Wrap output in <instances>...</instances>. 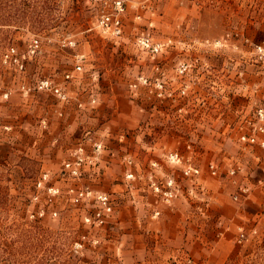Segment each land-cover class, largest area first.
Listing matches in <instances>:
<instances>
[{"label":"rangeland","instance_id":"374dc122","mask_svg":"<svg viewBox=\"0 0 264 264\" xmlns=\"http://www.w3.org/2000/svg\"><path fill=\"white\" fill-rule=\"evenodd\" d=\"M114 1L0 0V264H264V0H122L119 34L100 24ZM105 68L116 69L110 79ZM112 88L123 108L141 107L122 140L159 131L187 150L192 136L212 135L218 155L242 159L250 146L255 161L243 174L237 159L209 161L202 175L167 146L145 174L122 151L110 183L100 162L115 144ZM37 96L56 131L71 104L102 116L68 133L82 138L67 153L45 152ZM178 198L189 214L163 215Z\"/></svg>","mask_w":264,"mask_h":264},{"label":"crops","instance_id":"0c3cea01","mask_svg":"<svg viewBox=\"0 0 264 264\" xmlns=\"http://www.w3.org/2000/svg\"><path fill=\"white\" fill-rule=\"evenodd\" d=\"M145 36L149 37L153 42L160 43L159 41L153 40L152 37L148 34H145ZM101 70H97L96 68L93 71L97 72ZM115 70L116 69H113V68H109V69L105 68V70L102 71L103 78L109 77L110 79L112 76H114ZM105 88L106 86L103 85V90ZM92 89L94 90V93H96L97 95L98 93L100 94L102 92V90H99V86L98 88L94 87V88H91V90ZM117 90H118L117 88H112L109 90L110 93L114 94L113 104L116 107L112 109L113 113H111V116L108 119V123H107L110 125V127L115 128L116 135L115 134L113 135V137L115 138L114 139L115 144L111 147L109 151L110 154L104 157L105 158L104 161L100 162V167L105 169V172H104V174L106 175L105 179H107L110 183H114V179L116 178V176H113V175L122 174L120 165L118 164V160H117L119 159V156L122 153V151H126L129 155L133 157V159L135 158L134 168L141 169L142 173H145V174L150 173V170H151L148 163L152 160L160 159L162 156V153L165 151L167 146H169L170 149H173V148L181 149V151L184 153L185 156L190 157L192 159V164L200 169V171L202 172V175L207 170L206 168H207V164L209 161L216 160V162H218L222 168L227 169L228 167H232L228 165L230 164V161L232 159H235V160L237 159L235 158L234 155H232V153H231L232 157H229L230 155L228 156L225 152H222V153L220 152V155H218V153L214 151L217 149L213 147V136L212 135H202V136L196 135L195 137L192 136L191 140L193 139L197 143H194L193 147L187 150H185L186 140L184 139L182 140V138L179 135H176V134L167 135L164 133L160 134L159 131L157 132V135L155 136L154 139H152L151 142L149 141L148 137L144 136V133L142 134L138 132L122 140L121 139L122 136L118 132L119 131L118 129L123 128L126 125L127 128H131L132 130L137 125H139V111L138 110H141V107L139 106L137 102H133L131 105L126 104L125 108H123L122 107L123 103L120 104L117 100ZM70 92H73V96L76 95L77 97L80 94L78 91V88H73L72 90H70ZM41 97L42 96H40V98ZM38 100L39 99L37 96L35 104H34L36 111L35 113H33V117L36 120L39 117H46L47 119L49 118V122H50V130H49L50 134L47 135L45 139L43 140V143H45V146H46L44 148L45 152L59 150L56 152L59 155H62L63 153H67V151L74 146L75 142L82 138L80 136L74 137L71 135L70 138L68 139V133L72 134L73 132L75 134V132H77L78 129L81 130L80 125L86 120L87 117H88L87 119L93 123L101 119V116H102V115L100 117H97L96 115L84 116L83 110L77 109L75 104H71L70 106L64 108V112H65L64 125L58 131H56L58 121L55 120L54 115L48 112L49 107H44L43 103L39 102ZM44 110L46 111L45 114L43 112ZM33 117L30 119H34ZM141 118H142V121H144L143 112L141 113ZM26 124L32 127L33 122L32 120L31 122L26 121ZM31 132L32 130L30 131V133ZM54 133H59L58 137H54L53 135ZM35 134L36 136L33 138L32 142L34 145H37L36 148L34 149L35 151H38L39 147L41 148L42 144H41V139L38 137L37 129H36ZM63 136H65V138ZM259 139L264 140V136H260ZM249 147L250 146L242 148L243 151L240 152V155L242 156L240 157L242 159H237V169H239L240 174L247 172L248 159L253 162L255 161V158L257 156V154L254 155V153H251V151H249L248 149ZM44 158H48V156H45ZM216 181H217L216 179H212V178L204 177V176H202V179H200V182L202 184H205L208 187L210 186L211 188H212V184ZM185 184L188 185L189 187H192V185L194 184L196 185V182L193 181L191 178H188L187 180H185ZM237 184H241L243 187L247 185L246 182H242L239 180L237 181ZM136 187H138V185L133 184L132 191ZM149 200L147 201L149 205L156 206L159 204L157 199H155L154 202L149 201ZM219 200L223 202H229V199L226 193L221 194L219 196ZM148 212H150V210H148L147 213ZM189 212H190L189 204L185 202L183 199L178 198L175 200L173 207H171L170 209H164L163 215L166 213V214L173 215V217H176V216L183 217L184 216L185 218V215L189 214ZM160 219H161L160 222L165 220L164 217Z\"/></svg>","mask_w":264,"mask_h":264},{"label":"built area","instance_id":"2783aa9c","mask_svg":"<svg viewBox=\"0 0 264 264\" xmlns=\"http://www.w3.org/2000/svg\"><path fill=\"white\" fill-rule=\"evenodd\" d=\"M124 9V4L122 0H115L114 1V5H113V11L109 12V13H105L104 15H102L101 19H100V24L105 26L107 29H110L113 33L115 34H119L121 31V20L119 18L120 13L123 11ZM143 42L145 44H149V41L147 38H143ZM8 56V55H7ZM46 84L48 85V83L46 82ZM56 92H59L60 89L58 87L55 88ZM258 114L260 115V117H264V107H260L258 109ZM245 138V137H243ZM251 141H254V137L250 138ZM264 144V142H263Z\"/></svg>","mask_w":264,"mask_h":264}]
</instances>
